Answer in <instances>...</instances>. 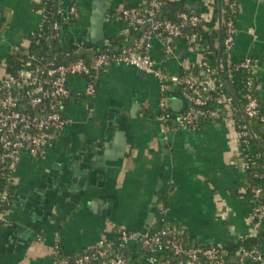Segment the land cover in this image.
I'll list each match as a JSON object with an SVG mask.
<instances>
[{
  "label": "crops",
  "instance_id": "1",
  "mask_svg": "<svg viewBox=\"0 0 264 264\" xmlns=\"http://www.w3.org/2000/svg\"><path fill=\"white\" fill-rule=\"evenodd\" d=\"M95 1L54 0L62 24L52 46L60 60L84 50L94 54L110 38L127 35L128 23L115 12L147 7L151 0H99L109 1V7L102 29L94 32L90 18ZM165 1L171 11L163 15L175 14L173 4L205 18L210 15V0ZM37 3L0 0V80L7 76V57L26 50L42 27ZM233 4L235 34L229 56L257 60L253 76L264 112V0ZM148 43L155 65L171 75L189 68L195 72L203 60L202 48L184 38L168 41L153 35ZM86 82L83 76L68 78L70 94L63 105L68 125L44 157L23 153L11 173L15 192L11 206L0 212V264H57L55 247L77 256L103 238L116 246L112 237L119 228L140 236L151 209L150 233L173 226L196 248L258 238L264 256V227L258 231L250 217L251 200L245 196L249 176L241 166L237 131L224 111L197 129L162 123L161 100L175 117L190 106L180 89L169 84L161 91L155 77L112 60L95 78L93 93H86ZM161 196L166 205L159 203ZM125 248L134 261L145 263L140 239Z\"/></svg>",
  "mask_w": 264,
  "mask_h": 264
},
{
  "label": "built area",
  "instance_id": "2",
  "mask_svg": "<svg viewBox=\"0 0 264 264\" xmlns=\"http://www.w3.org/2000/svg\"><path fill=\"white\" fill-rule=\"evenodd\" d=\"M43 0H39L41 3ZM227 1V0H225ZM163 0H151L148 7H126L115 12L117 17L125 20L129 28H142L139 39L132 46L123 48L114 58L106 53H95L90 59L82 57L69 60L63 64L46 61L45 65H39L34 56L24 59L21 68L15 76L7 74L0 80V165L11 173L16 167L23 153L33 158L44 157L47 147L52 146L58 134L68 125L69 120L63 115L61 107L69 97L67 81L70 76H83L90 78L86 82V93L95 91L94 80L109 60L132 66L145 74L151 75L158 80L161 91L172 84L180 89L181 94L190 106L184 113L172 116L166 109L164 100L159 102V120L162 123L174 121L179 128L195 129L200 120L226 113L231 124L237 131L234 120L235 106L231 94L225 91L223 80L215 76V71L208 63L201 60L196 71L181 75H171L164 69L155 65L154 60L148 53V40L156 35L165 40L184 38L190 43L194 42L195 34L184 35L186 25H196L203 19L200 15H188L184 12L178 14L177 21L160 20V12ZM43 21L45 15L42 10ZM149 23V24H148ZM41 28V26H40ZM54 25V30H57ZM235 26L231 20L226 23V35L224 38L225 51L230 55L234 43ZM167 51L171 46L165 45ZM231 61L227 59V65ZM257 60L245 58L239 60L234 67L242 68L253 75ZM225 66V65H221ZM91 79V80H90ZM254 82L253 77L247 80L250 89ZM246 102L243 106V114L246 118L258 117V100L249 93L245 94ZM264 119L263 116L260 117ZM245 131H237L239 145ZM241 166L245 170L248 164L244 162L241 151L239 153ZM263 191L260 187L252 189L249 213L257 230L264 227V200H261ZM7 192L0 195V200L7 199ZM165 208L160 207L159 212ZM182 231L173 226H163L161 229L147 233L141 240L136 232L119 228L115 250L107 245L106 238L101 239L98 245L89 251L77 256H58V249L54 248L57 264H135L129 258L119 252L127 243L140 239L141 248L147 252L144 264H264V256L257 246L246 248L240 246L231 256L225 247L214 244L207 247L185 246L181 238ZM117 248V250H116Z\"/></svg>",
  "mask_w": 264,
  "mask_h": 264
},
{
  "label": "trees",
  "instance_id": "3",
  "mask_svg": "<svg viewBox=\"0 0 264 264\" xmlns=\"http://www.w3.org/2000/svg\"><path fill=\"white\" fill-rule=\"evenodd\" d=\"M169 1L163 0L162 5H169ZM172 5V4H171ZM175 14H164L160 20H171L177 21L178 14L184 12L188 15L196 14L181 7V4H173ZM149 6V5H148ZM147 6V7H148ZM210 15L208 19H203L196 25H186L183 29L184 35L195 34L194 44L199 45L203 52V60L208 63L209 66L215 71V76L223 80L225 83V91L232 95L233 102L235 106L234 120L236 121L237 131H245V136L241 138L239 149L241 151L242 158L249 166L247 168V173L249 176V184L246 189L245 196L250 200L252 198V189L255 187H260L263 191L261 200H264V119L261 120L260 117H264V112L260 108L259 98L256 92L255 78L251 73L242 68H235L234 65L239 62L229 56L225 51L223 42L226 35V23L231 20L234 24V4L233 0H210ZM143 9L146 6L142 7ZM36 9L42 10L45 19L42 22V27L35 33L30 45L26 50H18L7 57L6 62V72L9 75L15 76L20 70L21 62L29 58V56H34L39 65H45L46 61L50 59L54 63H59L62 61L57 55L56 50L53 52L52 41H54L55 32L54 25L59 26L62 24V19L60 13L55 9L54 0H43L41 3L36 4ZM161 12V10H160ZM158 13V18L160 15ZM199 15V14H196ZM77 19L75 17L71 18V23H76ZM57 28V29H58ZM141 29L129 28V33L127 35L118 36L115 38H110L107 45L103 46L100 50L95 53H106L110 58H114L118 52L127 46H132L136 39H139L141 34ZM113 52V53H112ZM94 53V54H95ZM93 55V54H92ZM91 56H83L84 59H90ZM230 59L231 64L227 65V59ZM225 65V66H221ZM187 73H193L192 68L184 69L181 72V77ZM254 79L252 87L249 89L247 86V80L251 78ZM90 78V76H87ZM86 77V78H87ZM87 78V79H88ZM91 80V79H90ZM227 82L230 83L235 90L234 93L229 89ZM249 93L251 96L258 100V117L248 119L243 114V106L246 102L245 94ZM67 99L64 100L63 105ZM63 105L61 110L63 112ZM211 117L200 120L196 129L201 127L205 121L209 120ZM205 120V121H204ZM10 172L8 169H4L0 165V195L6 191L7 199L5 201L0 200V212L11 206V201L15 192V186L9 180ZM159 203L166 205V200L164 196L160 197ZM256 202H252L249 208V213L252 210V206ZM150 233V232H149ZM118 233L112 238H117ZM181 238L185 246L192 247L187 243L184 234L182 233ZM111 241V240H110ZM258 238H246L238 243L228 244L225 248L229 253V256L233 255L240 246L246 248H252L257 246ZM107 245L112 250L115 245L108 241ZM122 255L129 258L130 262L135 264H144L134 261L130 256V251L128 248H121L119 250ZM58 256H66L61 250L58 251ZM140 256L145 259L147 252L143 248L140 249ZM72 257V256H71Z\"/></svg>",
  "mask_w": 264,
  "mask_h": 264
},
{
  "label": "water",
  "instance_id": "4",
  "mask_svg": "<svg viewBox=\"0 0 264 264\" xmlns=\"http://www.w3.org/2000/svg\"><path fill=\"white\" fill-rule=\"evenodd\" d=\"M108 7H109V1L101 2L99 0H96L93 3V8H92V12H91L90 23H91V27H92V29H93L94 32L99 31V30L102 29L104 16H105V13H106V10L108 9ZM165 10L171 11V9H170L169 6L163 5L162 8H161V12H160V15H159V19L162 18L163 13H164ZM145 27H146V25L142 28L141 32H143L145 30ZM92 41L94 42L95 39L92 38ZM93 46L94 47H98V44H94ZM52 51L53 52L55 51V48L54 47H53V50ZM92 54H93L92 50L91 51L84 50V51H81V52H76V53L70 55L68 58L63 59L61 62H59V64H63L65 62L69 61V60H75V59H78V58L83 57L85 55H92ZM49 61H50V59L47 60V62H49ZM227 85H228L229 89L232 91V93H234L235 90L233 89L232 85L230 83H228V82H227ZM180 94H181V92H180ZM156 201H157V195H154L153 200H152V205L155 204ZM153 211H154V209H151L150 210L149 218H148V221H147V223L149 225H147V228L150 226L149 220L153 216ZM147 228L140 234L141 240L148 233V229Z\"/></svg>",
  "mask_w": 264,
  "mask_h": 264
},
{
  "label": "rangeland",
  "instance_id": "5",
  "mask_svg": "<svg viewBox=\"0 0 264 264\" xmlns=\"http://www.w3.org/2000/svg\"><path fill=\"white\" fill-rule=\"evenodd\" d=\"M7 73V72H6Z\"/></svg>",
  "mask_w": 264,
  "mask_h": 264
}]
</instances>
